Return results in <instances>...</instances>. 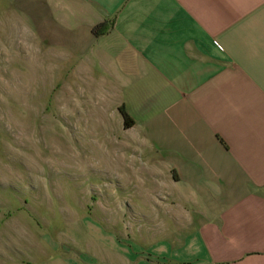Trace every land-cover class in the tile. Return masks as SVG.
Returning a JSON list of instances; mask_svg holds the SVG:
<instances>
[{
  "label": "crops",
  "instance_id": "0c3cea01",
  "mask_svg": "<svg viewBox=\"0 0 264 264\" xmlns=\"http://www.w3.org/2000/svg\"><path fill=\"white\" fill-rule=\"evenodd\" d=\"M0 3L64 126L142 195L47 264H264V0Z\"/></svg>",
  "mask_w": 264,
  "mask_h": 264
},
{
  "label": "rangeland",
  "instance_id": "374dc122",
  "mask_svg": "<svg viewBox=\"0 0 264 264\" xmlns=\"http://www.w3.org/2000/svg\"><path fill=\"white\" fill-rule=\"evenodd\" d=\"M4 16L0 264H47L55 250L67 251L82 239L86 221L132 217L129 206L142 195L128 192L92 152L82 150L78 131L64 126L55 104L49 84L57 77H35L29 61L15 58V35L7 26L14 18Z\"/></svg>",
  "mask_w": 264,
  "mask_h": 264
},
{
  "label": "trees",
  "instance_id": "16d2710c",
  "mask_svg": "<svg viewBox=\"0 0 264 264\" xmlns=\"http://www.w3.org/2000/svg\"><path fill=\"white\" fill-rule=\"evenodd\" d=\"M102 25H99V26H96L94 29H93V33L95 34V35H101L103 32H102ZM121 112H122V114H123V116H124V120H125V127L126 128H129V127H131L133 124H134V122H133V120L129 117V115L125 112V110L122 108L121 109Z\"/></svg>",
  "mask_w": 264,
  "mask_h": 264
}]
</instances>
